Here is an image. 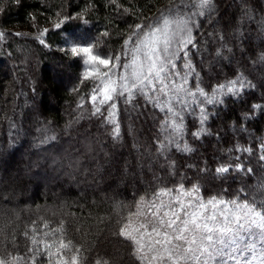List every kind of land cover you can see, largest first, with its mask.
Returning <instances> with one entry per match:
<instances>
[{
	"label": "trees",
	"instance_id": "1",
	"mask_svg": "<svg viewBox=\"0 0 264 264\" xmlns=\"http://www.w3.org/2000/svg\"><path fill=\"white\" fill-rule=\"evenodd\" d=\"M187 2L0 0L3 264H151L147 248L141 254L120 233L171 214L157 205L176 209L172 199H189L193 186L204 202L238 194L264 202V0H212L193 17L184 52L171 46L172 59L187 55L206 93L239 77L250 84L212 109L201 137L193 135L196 120H187L190 151H161L165 115L147 93L128 102L115 94V123L108 105L96 112L94 83L60 45L83 29L99 56L130 74L161 40V33L147 38L155 27L177 9L196 10Z\"/></svg>",
	"mask_w": 264,
	"mask_h": 264
},
{
	"label": "snow or ice",
	"instance_id": "2",
	"mask_svg": "<svg viewBox=\"0 0 264 264\" xmlns=\"http://www.w3.org/2000/svg\"><path fill=\"white\" fill-rule=\"evenodd\" d=\"M180 2L184 3L185 0H180ZM211 2L212 0H188L185 7L191 6V8L196 9L191 15L177 9L178 15L174 13L173 20L169 21L165 18L162 21L163 28L155 27L147 38L150 39L157 33H161V40H157L155 43L162 44V47L154 46L151 49L153 56L149 57L150 63L147 70L136 71L135 61H133V71L130 75L119 78V89L115 86L105 87L100 103H107L110 109H115L116 103L112 93L124 97L125 101L128 102L134 99L136 95H145L146 88L150 89L153 95L156 92H161L167 96L165 88L168 87V84H164L163 80H169L171 75L173 79L169 82L177 84V87L172 89L173 93L184 91L185 96L189 99L185 100L178 97L176 103L180 105V109L176 110L172 106L166 109L167 113L173 117L171 121L166 122V126L171 128L177 136H182L183 116L180 113L183 109L196 103L197 97H204L208 104H212L214 101L207 99L206 93L202 89L193 90L194 88L199 89L198 83L186 87L189 84L188 73L176 72V65L172 63L169 54L174 51L171 47L173 43H178L181 47L192 43L189 25L194 23V16L205 14ZM157 51L161 52L164 58L163 62H159V57L154 58ZM70 52L73 56H78L81 53L87 55L92 61L104 65L106 68L112 63L109 59H101L93 55L91 46H71ZM120 67L124 68L125 65H120ZM177 76H180L181 80L176 81L174 78ZM193 80H196L195 75H193ZM156 84L161 86L157 88ZM244 86L242 81L239 87H237V81H232L228 85H221L216 91L226 90L233 95H239L240 88ZM92 100L95 101L96 97L93 96ZM254 107L259 108L260 106L255 105ZM96 112H100L99 107L96 108ZM200 112L204 114V108H200ZM113 114L110 113V115ZM206 119L207 115L204 114L201 124ZM112 122L114 123V121ZM114 131L118 135V125ZM193 135L197 134L193 133ZM172 143H176V137H173L169 144H161V151ZM176 146L180 147L178 143ZM184 150L190 151L191 149L185 145ZM228 170L227 167H220L217 172L225 173ZM198 193L199 188L197 186H193L188 193L189 199L195 201L194 204L185 206L177 201L180 211L173 209L171 204L162 205V207L171 209V214L166 211L161 216L154 217L156 223L148 221L151 224L150 230L144 223H141L135 229L137 235L133 236L131 233L126 235L123 230L120 234L137 245V250L141 254L145 251V246L141 241L147 236L146 243L152 247V254L149 255V259L156 260L158 264H264V202L257 203L254 198L250 199L248 196L240 199L239 194L237 198L230 201L213 197L204 202L196 199ZM163 194L167 195L166 192ZM209 209H211L210 214ZM181 212L183 215L180 214ZM161 229H163V233H161ZM0 264L3 262L0 261ZM97 264L100 262L98 261Z\"/></svg>",
	"mask_w": 264,
	"mask_h": 264
},
{
	"label": "rangeland",
	"instance_id": "3",
	"mask_svg": "<svg viewBox=\"0 0 264 264\" xmlns=\"http://www.w3.org/2000/svg\"><path fill=\"white\" fill-rule=\"evenodd\" d=\"M89 26V25H88ZM90 27V26H89ZM93 38L90 36V34L85 31V30H75L73 33L71 32L70 34H65L63 35V38L61 40V46L68 49L70 51V47L71 46H80V47H87V46H91L92 47V54L98 56L101 59H109L112 63L110 64L109 67H105L104 65H101L97 62L92 61L89 56L84 55V54H80L78 56H76V58L79 60L80 62V68H81V74L83 77H85L86 79L91 80L95 87H94V95L96 97V100L94 102L97 103V106L100 108L101 106H105L108 105L107 103L101 104L100 100L102 98V91L105 87L111 88L113 86L117 87V89H119L120 87V77L121 76H129L130 74H127L125 72V70L123 68L120 67V64L117 60H111L110 58L107 57H101L99 56L94 50H93ZM157 47V45H153L151 47L146 48V50L143 52V56L141 57L140 61L137 62V64L135 65V70L136 71H146L148 68V65L150 63L149 57L153 56V53L151 51V49L153 47ZM177 48V47H176ZM185 48V47H184ZM184 48H180L179 50L176 51V53L182 54L181 52H184ZM158 52V51H157ZM154 54V58L155 57H159V62H163V57H161V55H159L158 53ZM176 56V54H175ZM183 61L182 59H176L175 57H173L172 63H174L176 65V72L179 73H188V81L189 84L186 85V87H191L194 83H196L193 80V75L194 74V70L191 67V63L189 62L187 55L185 54L183 56ZM261 55L259 56L260 60ZM143 59L144 62L140 63ZM257 60V61H258ZM189 68H191V71H189ZM173 78L171 77V75L169 76V80H163L164 84H168V87L165 88V92H167V96H165L163 93L161 92H156L154 95L152 93V91L148 88L145 89V93H147V95L150 97L151 101L155 104V106L157 107V109L162 112L165 115V121L162 125V140H161V144H169V141L173 138L176 137V143H178L180 145V147L178 148L176 146V143H172L169 147H167L165 149V151H169L170 149H176L178 151H186L184 150V146L187 145L185 142V130H186V122L188 119H192V120H196L197 122V129L195 130V133L197 134V137H201L204 133H205V125L209 119V117L213 114L212 109L221 104L222 101L227 97V96H233V97H237L239 96L243 91L247 90L248 88H250V84L243 78L239 77L236 79H232L227 81L226 83H223L222 85H228L230 82L232 81H237V87H239L240 82L242 81L243 84L245 85L243 88H240V92L239 95H233L231 93H228L226 90H222L220 92H217L216 90L220 88V86L215 87L211 93H206V98L207 99H213V103L212 104H208L206 102V99L204 97H197L196 98V103L191 104L189 107H187L186 109H183V111L180 113L183 116V134L182 136H177L176 133H174L172 131L171 128L166 126V122L171 121L173 119V117L171 116V114L167 113L166 109L169 106L174 107V109L179 110L180 109V105L178 103H176L177 98H184L185 100H188L189 98L185 96V92L184 91H180L177 93H173L172 89L177 87V84L175 83H170L169 81L172 80ZM176 81L181 80L180 76H177L174 78ZM194 82V83H193ZM157 88L160 87V84H156L155 85ZM201 88L199 87V89H193L194 91H198ZM113 98L115 93H112ZM200 108H204V114L207 115V119L204 121L203 124H201V119L203 118V115L200 112ZM110 113H114L113 115H110L111 117V121H114L115 123V109H110ZM178 122V121H177ZM188 148H190L187 145ZM191 168H194V165L190 164L188 165ZM125 178V177H124ZM257 185H258V181H257ZM178 197V196H177ZM172 200H174V202L177 203L176 200H178L180 202L181 205H187V204H194V202L190 199H185L182 198H173ZM157 207H162V205H157ZM168 209V208H166ZM176 211H180L179 205L176 207L175 209ZM191 210V209H189ZM168 212V210H165L164 212ZM211 212V209H209V214ZM181 214V213H180ZM156 220H153V222ZM156 223V222H155ZM139 225H135V226H131L130 229L128 230V233H131V235L135 236L137 235L135 229L138 227ZM149 230L151 229L150 227H148V225L146 226ZM161 233H163V229H161ZM148 240L147 236H145V239L141 241L142 244H144L145 248H147L148 254H152V247H149L148 243H146V241ZM151 264H158V262L156 260H152L151 259Z\"/></svg>",
	"mask_w": 264,
	"mask_h": 264
}]
</instances>
